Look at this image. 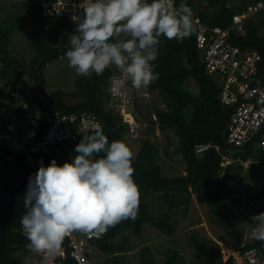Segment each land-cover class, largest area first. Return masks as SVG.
Wrapping results in <instances>:
<instances>
[{"label":"trees","instance_id":"obj_1","mask_svg":"<svg viewBox=\"0 0 264 264\" xmlns=\"http://www.w3.org/2000/svg\"><path fill=\"white\" fill-rule=\"evenodd\" d=\"M175 1L177 4L182 0ZM192 1L194 0H187L185 5L190 7ZM254 1L256 0L243 2L240 6L231 8L227 6L228 0H211L209 4L217 6L216 12L208 15L203 6L198 7L197 15L205 24L224 28L229 25L232 15L243 12ZM148 2L150 3L151 0ZM25 5L31 14L29 43L35 52L31 64L33 67L31 77L43 95L45 90L43 68L48 62L58 60L60 57L65 58L66 51L71 47L70 35L73 33L74 24L67 19L61 21L45 19L39 8L31 1H25ZM16 26V24L6 27L0 25V62L4 67L0 69L1 80H6L10 73L16 72L19 77L23 75V71L17 66L16 58L5 54ZM260 26H264V17L259 20L250 19L244 26V34L233 37V43L241 49H254L264 56V34H259ZM158 53V59L153 62L154 72L159 74L158 79L148 88L155 90L162 97L166 109L156 111L154 124L160 133L172 130L178 138L175 153L182 157L184 173L171 179L163 177L157 162L159 156L157 145L150 139L142 141L132 161L135 170L133 179L140 193L138 218L135 221H122L110 228L101 239L90 242H93L94 246L103 253H122L126 249L124 233L130 230L140 236L142 226L146 223L165 235H174L177 229V217H185L193 194L202 193L211 215V222L226 227L232 250L243 251L255 245H262V242H257L241 246L242 237L236 229L234 215L223 199V189L219 179L224 158L246 160L251 154L250 151H253L250 147L256 144L255 141L237 148H225L226 126L235 107L225 106L219 101L218 80L207 74L201 64L200 54L195 47L194 32L182 42L160 37ZM113 72L114 70L108 67L101 76L93 73L87 77L76 78L74 91L67 95L73 97L75 103L65 102L66 94L56 90L43 100L30 105L27 114L31 118L40 115L35 140H39L47 128L45 117L58 112L94 114L102 122L103 132L109 143L122 142V136L128 132L127 124L122 122L121 116L115 114L113 109L104 107L110 99L104 89L107 88ZM189 79L195 82L196 93L184 89ZM134 111L141 113L135 101ZM131 113L135 121L140 124L136 114ZM89 134L92 132L79 134L75 140H65L55 147H50L42 155L43 166L47 167L52 160H55L58 166H62L65 162L71 163L77 155L74 151L75 146ZM199 146H207V148L196 152ZM230 148L234 150L233 153ZM235 151L239 152L235 153ZM258 154L257 160L260 159L259 150ZM34 174L23 152H11L0 144V264H21V260L15 254L30 253L26 248L29 241L23 235L20 220L26 211L23 196L27 191L29 177ZM149 192L159 193L164 202L159 217L150 216V205L147 201ZM256 197L264 200V184ZM116 239H119L117 243ZM217 240L225 241L219 236ZM191 241L204 264H221L218 250L208 248L195 236H191ZM207 242L217 247L214 241ZM68 243L66 237L62 245L64 257L58 256L54 264H72L68 256ZM166 256L165 264H183L182 257L176 252H168ZM232 262V259H228L225 264H233ZM140 264H155L148 247L140 251Z\"/></svg>","mask_w":264,"mask_h":264},{"label":"clouds","instance_id":"obj_2","mask_svg":"<svg viewBox=\"0 0 264 264\" xmlns=\"http://www.w3.org/2000/svg\"><path fill=\"white\" fill-rule=\"evenodd\" d=\"M82 16H75V34L65 58L78 76H101L109 66L119 70L118 83L139 90L158 79L160 37L182 40L194 29L192 10H177L173 0H82ZM71 163H41L24 194L20 224L29 252L53 264L66 237L79 233L100 238L139 213V187L134 182L133 153L121 141L109 143L97 122L92 134L75 146ZM103 153V155H101ZM249 236L264 246V213Z\"/></svg>","mask_w":264,"mask_h":264},{"label":"rangeland","instance_id":"obj_3","mask_svg":"<svg viewBox=\"0 0 264 264\" xmlns=\"http://www.w3.org/2000/svg\"><path fill=\"white\" fill-rule=\"evenodd\" d=\"M25 1L27 0H0V25L3 27L10 24L17 25L15 31L10 36V42L5 49V54L15 57L18 63L17 66L23 71L21 77L15 72L17 75L10 73L6 80L0 79V129L12 134L15 138L21 139V142L29 147L35 144V140H30L26 144L22 139L29 132L34 131L31 121H36L37 119L36 117L31 118L27 114L28 107L39 100H43L56 90H61L66 94L64 97L65 102L75 103L76 100L67 95L74 91V81L81 76H78L73 69L68 67V61L64 57L48 62L42 72L45 78V90L43 95L41 94L39 87L31 77V73L33 72L31 64L35 58V52L29 43L31 14L25 5ZM210 1L194 0L191 2L190 7L197 14L199 11L198 7L204 6L205 12L211 15L216 12L217 6H211L209 4ZM228 3L230 6H238L243 3V0H228ZM75 28L76 23H74L72 34H75ZM259 33L260 35L264 34V27L260 28ZM109 68L115 70V66H109ZM0 69H4L1 62ZM10 69L11 71L14 70L12 67ZM127 86L130 104L126 106V109L136 114L140 125L144 122L143 120H151L152 115L156 111L166 109L162 97L157 92L150 94L148 98L150 103L147 105L141 102L145 98L141 99L134 94L133 91L137 90L131 87L130 82H128ZM142 89L145 92H149L148 90H150L148 87ZM184 89L193 93L197 92V86L191 79L186 81ZM104 91L107 93V88ZM134 101L138 104L139 108H142H140L141 114L134 111ZM104 107L106 109H113V112L117 113V108L110 99L105 103ZM154 130L155 128L150 126V124H146V126L139 128L137 137L130 135L128 132L122 136V142L130 148L133 158L140 148L141 142L155 136ZM3 143L5 144V142ZM153 143L159 149L157 162L161 167V175L168 179L180 176L182 170H184V162L181 155L175 153L178 146V138L173 131H166L160 141L154 140ZM250 149H253V151H250L251 154L246 158L249 168L246 170L242 169L240 165L241 160H234L235 171L230 172L228 175H223L224 178L220 180L223 189V199H225L226 203L229 199L242 202V205L229 204V206H234L231 212L234 215L236 229L241 235L242 240L245 238L246 244L257 242L250 239L249 234L256 224L253 218L264 213V200L256 198L255 195L258 189L257 187L253 189L249 180V175L254 173L258 182L262 185L264 183V174L257 165L258 160L255 155L257 153V146L253 144ZM230 150L231 153L234 152L232 148ZM238 152L235 151V153ZM228 158L225 157L224 160ZM147 201L150 205V216L154 218L159 217L161 209L164 208V202L160 194L149 192ZM210 218L211 215L206 206L204 194L195 193L192 196L188 214L185 217H177V229L174 235H165L151 224L146 223L142 226L140 236L130 230L124 233L126 249L122 253L106 254L94 246L93 242H88L86 245L88 263L140 264V251L142 248L148 247L155 264H165L166 253L168 252L178 253L183 259V264H204L196 251V246L191 241V236L201 239L203 244L208 248L218 250L219 256L222 258L223 253L226 255L227 252L225 248H231V241L227 238L226 227L211 222ZM218 236L222 237L225 241H218ZM210 240L214 241L217 247L207 242ZM118 241L119 239L115 240L116 243ZM219 244L223 245L224 251H221ZM15 256L21 260V264H42V257L31 252L27 254L19 252Z\"/></svg>","mask_w":264,"mask_h":264},{"label":"built area","instance_id":"obj_4","mask_svg":"<svg viewBox=\"0 0 264 264\" xmlns=\"http://www.w3.org/2000/svg\"><path fill=\"white\" fill-rule=\"evenodd\" d=\"M33 2L42 16L48 20L67 19L73 24L75 16H82L79 5L82 0H27ZM183 3L173 0L174 7L179 10ZM190 8V7H189ZM192 10V8H190ZM264 17V0H256L243 12L235 13L227 27L213 26L203 23L192 10L195 34V47L200 54V61L205 72L214 76L219 83L218 99L221 104L235 107L226 126L225 142L229 147L237 148L255 141L260 159L257 165L264 174V56L254 49H241L233 43L232 38L243 35L244 26L255 16ZM119 70L115 68L108 80L107 93L117 108L122 122L127 124L128 133L138 136V124L126 106L130 104L128 82L120 84ZM32 120L34 131L22 139L26 144L35 140L36 128L40 115ZM47 128L35 144L27 147L21 139H13L0 132V140L11 152L21 151L34 169L43 163L42 155L50 148L65 140H75L77 135L93 131L95 123L102 122L91 113L61 114L54 112L45 117ZM207 146H199L196 152L205 150ZM38 155V156H37ZM248 162H240L246 168ZM35 171V172H36ZM102 237V236H101ZM79 233L68 236V256L72 264H89L86 245L90 241L101 239ZM63 253V251H62ZM64 255V253H63ZM233 264H264V246L255 245L243 251L231 254Z\"/></svg>","mask_w":264,"mask_h":264},{"label":"crops","instance_id":"obj_5","mask_svg":"<svg viewBox=\"0 0 264 264\" xmlns=\"http://www.w3.org/2000/svg\"><path fill=\"white\" fill-rule=\"evenodd\" d=\"M186 1L187 0H182L181 1V3H183V4H186ZM248 1H251V0H243V2H248ZM255 2V1H254ZM253 2V3H254ZM227 6L228 7H237V6H230L229 5V3H227ZM238 6H240V5H238ZM191 8V7H190ZM260 18H262V16H255V17H253L251 20H259ZM261 27H264V26H260V28ZM260 28H259V30H260ZM260 34V33H259ZM263 35V34H262ZM139 90H140V93H139ZM139 90H137V91H133L134 92V94L137 96V97H140L141 99H144V101L143 100H141V102H142V104H147V105H149V103H150V100H148V98L150 97V94H154V93H156V91L155 90H148L149 92H145L142 88L141 89H139ZM152 96V95H151ZM141 108V107H140ZM142 109V108H141ZM161 110V109H160ZM141 114V113H140ZM144 122H142V124L140 125L141 127H143V126H146V124L148 125V124H150V126H152L153 128H155V130H154V133H155V136L154 137H149V138H151L150 140L152 141H154V140H156V141H160L161 140V137L163 136V134L165 133H160L159 132V130L157 129V126L154 124V121H155V114H153L152 115V119L151 120H143ZM0 132L3 134V135H8V136H10L11 138H13V139H18V138H15V136H13L12 134H10V133H6L5 131H3V130H1L0 129ZM18 140H20V139H18ZM152 141V142H153ZM0 144H1V146H5V144L0 140ZM6 147V146H5ZM256 155V159H258V156H259V154H258V149H257V153L255 154ZM229 159V160H228ZM227 160L225 159L222 163H223V170L220 172V174H219V179L221 180V179H223L224 177H223V175H228V174H230V172H232V171H235V167H234V165H233V163H234V160H232V159H230V158H228ZM238 160V159H237ZM241 160V159H240ZM242 162H248V160L246 159V160H241ZM43 164V163H42ZM228 165H230V166H232L233 167V169H229L226 173H225V171H224V167L225 166H228ZM242 169H244V170H246V169H248L249 167H248V164H247V167L246 168H243V167H241ZM33 169V168H32ZM34 170V169H33ZM35 172V171H34ZM182 174L184 173V170H182V172H181ZM249 180H250V183L252 184V186H253V189L255 188V187H257V189H258V191L262 188V186H263V184L261 185V183H259L258 182V179H257V177H256V175L254 174V173H251L250 175H249ZM229 184V183H228ZM257 191V192H258ZM257 194V193H256ZM256 196V195H255ZM257 198V197H256ZM258 199V198H257ZM258 200H261V199H258ZM224 201H225V199H224ZM236 201V200H235ZM226 202V201H225ZM240 202V201H239ZM241 205H242V202H241ZM228 206H229V204H228ZM229 208H230V210H232L233 208H234V206H229ZM257 242H259V241H257ZM257 242H253V243H250V244H246V242H245V238H243V240H242V243H241V246H243V245H251V244H254V243H257ZM220 245V247H221V251H224V249H223V245L222 244H219ZM225 247V246H224ZM226 249V255H225V253H223V255H222V258H221V264H225L226 263V261H228V259H232L231 258V254H232V252H234L235 250H232L231 248H225ZM60 256H62V257H64V255H63V253H61V255ZM233 260V259H232Z\"/></svg>","mask_w":264,"mask_h":264},{"label":"water","instance_id":"obj_6","mask_svg":"<svg viewBox=\"0 0 264 264\" xmlns=\"http://www.w3.org/2000/svg\"><path fill=\"white\" fill-rule=\"evenodd\" d=\"M224 146H225V148H228V147H229L228 144H227L226 142L224 143ZM221 166H223V163H221ZM229 169H233V167L230 166V165L225 166V167H224V171H225V173H226ZM227 204L241 205V202H239V201H235V200H233V199H229V200L227 201ZM23 235H24V234H23ZM24 236H25V235H24Z\"/></svg>","mask_w":264,"mask_h":264},{"label":"bare ground","instance_id":"obj_7","mask_svg":"<svg viewBox=\"0 0 264 264\" xmlns=\"http://www.w3.org/2000/svg\"><path fill=\"white\" fill-rule=\"evenodd\" d=\"M0 136H2V134H1ZM0 139H1V138H0ZM35 171H36V169H35Z\"/></svg>","mask_w":264,"mask_h":264}]
</instances>
